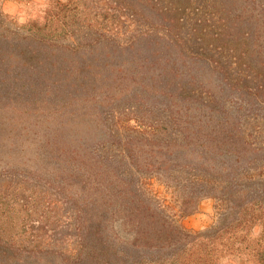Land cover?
<instances>
[{
    "label": "trees",
    "instance_id": "trees-1",
    "mask_svg": "<svg viewBox=\"0 0 264 264\" xmlns=\"http://www.w3.org/2000/svg\"><path fill=\"white\" fill-rule=\"evenodd\" d=\"M199 1L208 4L206 31L215 36L233 39V33L239 34L238 23L252 19L254 77L264 95V5ZM102 2L114 13L140 17V30L127 45L114 47L96 38L94 27L81 23L75 0L50 1L41 22L23 26L12 24L0 10V174L16 178L17 185L23 182L28 175H16L28 168L21 154L34 148L27 156L30 168L48 174L57 184L56 192L70 197L74 238L72 247L46 261L9 254L11 246L0 238V264L5 259L18 264H220L232 244L224 238L228 230L254 222L264 226V141L252 142V133L228 127L223 110L207 109L218 98L207 87L200 88L204 71L178 64L185 56L173 36L178 11L173 4ZM176 54L182 58H174ZM130 56L143 59L146 67L162 62L161 71L139 66L128 78H102L98 65L104 59H109L108 65L116 61V69L123 71ZM190 80L197 81L199 89H186L184 97L177 94ZM156 93L168 99H156ZM151 98L165 110L161 119L152 118L149 111H134ZM122 103L126 106L119 111ZM121 113L128 119L122 121ZM27 140L33 146H24ZM112 146L119 157L107 154ZM172 166L186 169L193 183L205 184L206 197L228 202V225L220 205L212 226L188 232L144 197L143 175L161 177L171 173ZM225 194L228 198L223 199ZM27 200L33 203L36 198ZM119 230L127 234L124 240ZM263 243L262 235L259 246Z\"/></svg>",
    "mask_w": 264,
    "mask_h": 264
},
{
    "label": "rangeland",
    "instance_id": "rangeland-1",
    "mask_svg": "<svg viewBox=\"0 0 264 264\" xmlns=\"http://www.w3.org/2000/svg\"><path fill=\"white\" fill-rule=\"evenodd\" d=\"M50 1L53 0H1L0 10L12 24L23 26L29 21H40ZM59 1L66 2L68 0ZM75 1L78 2L79 10L82 11L81 17L84 22H80L92 25L96 38L109 40L114 47L127 45L128 41L140 30V17L130 18L123 11L114 13L106 5H102L103 0ZM248 1L249 6L252 7L253 5L257 6L258 1L264 5V0H255V3H253L254 0ZM165 2L167 5L173 4L178 9L173 36L178 42L177 45L181 47L178 49L179 52L181 50L180 55L187 57L182 58L176 54L174 58H182L178 64L184 62L199 69L198 72L204 71L207 76L202 80L203 84L200 85V88L207 87L210 95H213L215 99L218 98V101H214L207 109L213 107L223 110L229 119L228 127L236 126L246 130L247 133H252V142L256 138L264 141V95L262 94L263 90L257 88L258 82L254 77L252 19L243 21L241 25L238 23L235 29L240 26L239 34L235 36L233 33V39L223 38L215 36L212 34L213 32L206 31L205 13L208 11V4L205 2L199 0L197 2L165 0ZM216 32L218 33V30ZM247 32L249 35H245ZM158 36H161V33H158ZM229 39L233 41H229ZM131 56L128 57L130 62L122 65L125 68L123 71L116 69V61L108 65L109 59H104L98 65L104 72L102 78L110 76L128 78V73L135 69L139 71V66H142L144 70L150 68L154 70V73L161 71L163 64L156 61L158 57L152 59V61H156V64L146 67L147 63L143 62V59L136 57L132 59ZM174 58L172 57L171 60ZM214 68L217 73L213 70ZM109 71L114 73H109ZM210 78L211 81L207 83V79ZM190 82L185 86V89L179 90L177 94L184 97L187 96L186 89H199L197 81V83L192 80ZM156 94L158 95L153 97L162 99L163 102L166 98L168 99L164 96L165 94ZM153 99L155 98L149 99L145 106L142 105L138 108L136 105L135 113L145 114L149 111V116L161 119L165 110L162 109L163 106L158 105V101L153 102ZM125 106L124 103L120 104L119 111L123 110ZM107 109L108 107H103V110ZM125 119H128L127 115L125 117L121 113V120ZM105 125L109 126V123L106 122ZM23 140L24 138L19 142ZM97 141H95L96 144L101 142ZM109 142L107 145H111ZM27 145L33 146V143L27 140L24 146ZM114 148V146L108 148L107 154L119 157L117 151H113ZM32 150L34 148L21 154L25 156L20 161L28 165V168L26 169L24 166L19 173L18 171L14 172L18 173L16 174L18 176L28 175H25L26 178L23 182H19L17 185L16 178L12 179L6 173L0 174V238L6 240L3 242L11 246L12 250L9 254L17 252L18 256H22V259L28 260L33 256H39V258L44 257L46 261L47 258L58 257L63 250L73 246V216L71 207H69L71 200L67 194L56 192L57 184L50 182L48 174H36L34 173L35 169L30 168L33 166L32 160L27 156H32ZM171 168L174 169L171 170V173L161 177L154 173L143 175L146 177L144 181L146 185L142 189L144 197L152 205L159 207L174 225L188 232H198L212 226L216 222L220 205L226 210H223L226 216L224 224L230 223L231 217L226 209L227 206L229 207L228 202L226 205L225 202L206 197L203 195L205 194L203 190L206 189L205 184L193 183L191 175L186 169H180V166ZM28 196H32L36 200L32 203L27 200ZM226 198L228 195H223V199ZM197 199L198 201L195 203ZM184 210L190 213L185 214ZM245 216L249 218L246 212ZM255 220L252 215V221ZM262 235L264 240V226L255 222L247 223L246 227L243 225L235 230H228V234L224 235V238H228L232 244L229 251L223 254L220 264H256L252 260L257 259L259 260L258 264H262L264 245L259 246ZM119 237L124 240L127 234L119 230ZM42 263L40 262V264ZM2 264L18 263L5 259Z\"/></svg>",
    "mask_w": 264,
    "mask_h": 264
}]
</instances>
